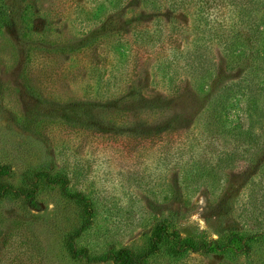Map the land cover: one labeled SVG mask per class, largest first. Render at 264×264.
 <instances>
[{
  "label": "rangeland",
  "instance_id": "374dc122",
  "mask_svg": "<svg viewBox=\"0 0 264 264\" xmlns=\"http://www.w3.org/2000/svg\"><path fill=\"white\" fill-rule=\"evenodd\" d=\"M242 1L214 0L194 29L170 0H126L120 17L101 0H2L13 19L0 25V264H119L101 256L145 253L161 219L183 239L264 238V0ZM206 21L218 32L202 34ZM114 101L120 115L97 107ZM94 106L93 125L75 123ZM25 180L38 184L30 195ZM64 189L92 201L88 226ZM257 240L228 256L172 258L165 245L143 264H264Z\"/></svg>",
  "mask_w": 264,
  "mask_h": 264
},
{
  "label": "trees",
  "instance_id": "16d2710c",
  "mask_svg": "<svg viewBox=\"0 0 264 264\" xmlns=\"http://www.w3.org/2000/svg\"><path fill=\"white\" fill-rule=\"evenodd\" d=\"M171 1V6L173 10H181L182 9H187L188 13L192 12V14H195L193 17L195 23L197 26H195L194 29H197L202 23V18L200 16H204V11L208 7L211 8L213 5L214 0H170ZM238 3L242 4V0H235ZM250 1V0H248ZM255 2L262 3L263 0H253ZM107 2H110V5L112 8H115L117 11L119 10L118 17L121 16V12L124 11V9L128 7V5L125 3L126 0H101V4L97 6V9L101 12L106 10ZM146 6L151 7L153 11L156 10H163L165 8V4L167 0H142ZM246 9H243V13H248L246 12ZM12 11L10 10V7L5 5V3L0 0V25L3 24H11L12 19L11 18ZM212 14V13H211ZM210 15V14H209ZM201 16V17H202ZM211 16V15H210ZM160 19V18H159ZM244 19V17H243ZM245 20V19H244ZM199 23V24H198ZM206 28H202V34L207 33L209 31V34L211 35L212 31L214 30L215 32H218V27L213 24L210 21H206L205 23ZM107 27V26H106ZM109 33V32H108ZM198 34V33H197ZM221 36H219L220 38ZM82 42L78 45V48H83L82 47ZM202 65V64H198ZM197 65V66H198ZM216 67V66H214ZM205 83H202L201 87H199L198 92L200 91H208L206 89ZM211 91V90H210ZM133 94V93H132ZM134 95V94H133ZM149 102H147L148 104ZM213 102H211L212 104ZM228 102L227 98L225 97L223 100H216L214 104L210 108L212 109L211 112H209L211 116V120L208 122L210 126L213 124H216L219 127V124L223 122V113L221 112L222 110H226ZM107 106H115L116 112L120 115L122 112L120 111V104H117L114 102L108 103L106 105L104 104H99L97 107H107ZM155 107L153 104V101L151 100V108ZM96 107H88L87 109H84V112L82 113L81 117L78 119H74L76 124L84 125V126H90L95 123L94 117L95 115L93 114ZM98 110V109H97ZM103 116H106L107 112L103 110H98ZM102 117V116H101ZM116 119L110 120V122H113L115 124H118V126L122 123L119 121L116 122ZM103 120H97L96 124H103ZM124 124V123H123ZM141 125V122L135 121L132 123V126H139ZM135 130V129H134ZM158 134V133H157ZM204 165V166H203ZM206 164L202 163L201 165V173L200 176L203 174V172L206 170ZM208 169V168H207ZM214 171V168L208 169L207 174H212ZM10 173L8 167L6 165L0 164V197H3L4 192L6 191L7 187V176ZM34 175V174H33ZM42 175H44L42 172L38 171L34 175L35 177H40L42 178ZM49 176V175H48ZM46 174L44 175L45 178ZM62 178V177H61ZM48 180H51L50 182H58V181H63L64 186L66 185V179L65 178H58V177H52L48 178ZM32 182V181H31ZM29 181H24L23 185L21 186L20 190L25 194V195H30L33 191V188H35L38 184L36 182L31 183ZM64 194L68 196L69 198H72L75 200V203H77L81 207L82 215L84 218V226H88L89 222L91 223V216L93 214V209L94 205L91 203L92 201L89 199V197L81 192V191H74L69 192L67 189H64ZM88 218L86 219L85 215ZM168 224L166 223L165 219L159 220L158 223L153 228V232L151 235V242L145 248V253H134L132 250L129 248H121L118 250L110 249L107 252L106 256H101L103 260H107V258L110 256L115 262L119 264H143L146 258L151 255V257L157 255L161 250L162 247L165 245L168 247L167 250L169 251V254L172 256V258L178 257V254L182 253L183 251L192 249L194 251H202L205 253H210V252H216V253H223L226 254L227 256L230 254L233 255H238L239 251L249 253L254 246V242L258 241L261 242L260 240H257L259 238H262L264 240L263 235L257 234H252L251 236H244L243 233L240 231L236 232H231L229 236H223L221 239H206L204 237L196 238V237H187L186 239L180 238V235H174L175 233H171L167 230ZM80 234V231H77L75 235ZM76 254V253H75Z\"/></svg>",
  "mask_w": 264,
  "mask_h": 264
}]
</instances>
